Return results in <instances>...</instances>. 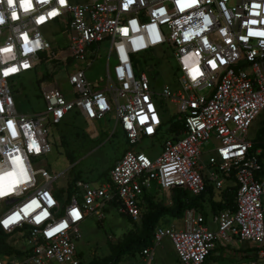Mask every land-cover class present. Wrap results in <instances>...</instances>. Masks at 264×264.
Returning a JSON list of instances; mask_svg holds the SVG:
<instances>
[{"label": "built area", "instance_id": "built-area-1", "mask_svg": "<svg viewBox=\"0 0 264 264\" xmlns=\"http://www.w3.org/2000/svg\"><path fill=\"white\" fill-rule=\"evenodd\" d=\"M190 2L13 0L9 5L0 0V189L15 184L0 195V230L27 241L22 250L14 245V252L0 254V264H83L76 242L87 219L103 221L115 209L139 223L144 197L154 195V188L167 193L180 189L191 198L212 192L219 203L233 187L234 205L212 210L211 222L203 208L190 207L181 228L158 225L152 244L139 252L138 264H148L165 238L181 264H206L215 249L235 242L254 244L255 258L249 264H264V157L249 136L264 113V36L250 34L264 32V0H197L181 11V3ZM25 3L31 6L25 9ZM253 20L257 23H250ZM58 35L66 39L65 63L80 64L67 78L71 91L42 81L45 110L20 113L14 90L18 79L56 62L55 50H64ZM104 44L106 83L94 87L86 71ZM156 49L172 51L177 63L172 77L181 90L173 93L165 85L160 94L177 106L176 119L165 129L170 137L161 155L152 160L128 148L106 181L75 179L73 189L71 183L61 193L54 183L64 173L53 176L33 163L51 152L52 128L76 117L95 126L115 113L111 135L119 129L136 146L164 135L156 79L135 69L136 61L143 59L151 62L149 72L158 75L162 60ZM12 67L17 71L3 75ZM194 69L199 70L195 78ZM9 172L15 175L5 179ZM73 210L79 218L71 215ZM14 216L17 219L4 223ZM61 224L66 227L54 231Z\"/></svg>", "mask_w": 264, "mask_h": 264}, {"label": "rangeland", "instance_id": "rangeland-1", "mask_svg": "<svg viewBox=\"0 0 264 264\" xmlns=\"http://www.w3.org/2000/svg\"><path fill=\"white\" fill-rule=\"evenodd\" d=\"M58 38L59 40L62 39L59 45L64 50H55V52H59L56 62L42 64L18 79V84L14 90L17 91L15 99L20 113H40L45 110V100L42 97V81L49 85H55L59 89L71 91L67 78L79 68L80 64L75 61L69 62V64L65 63L68 56L65 45L66 39L63 40L62 35H58ZM52 44L58 46L57 43ZM105 49L106 44L102 45L100 55L93 66L86 71L88 79L94 87L103 88L106 83L104 72ZM154 54L162 60L161 63L157 64L158 75L149 72L147 66L151 62H145L143 59L136 61L135 69L137 74L144 73L148 77L156 79L154 89L161 104L163 128L165 130L176 119L177 106L172 102V99H164L160 94L165 85L170 86L173 93H178L181 90L174 77H172L174 68L177 67L172 51L156 49ZM205 90L206 87L203 86L201 91ZM115 127L116 115L111 113L106 119L96 121L95 126L89 124L83 117H76L69 122L68 126L62 125L58 128H52L49 131L51 152L42 158L34 159V167L46 168L53 176L64 173V176L54 183V187L65 194L74 177L76 180L94 181L99 179V181H104L109 167L128 148H136L137 151L144 152L154 160L161 155L163 143L170 137L168 131L165 130L164 135L159 140L153 141L151 138H146L136 146L129 142L119 129L111 135ZM261 129H264V113L251 126L250 138H256L257 131ZM153 193L157 197L158 204L173 207V193L162 192L155 188ZM219 196L220 194H217L215 198L218 199ZM206 204L208 210H204L210 214L213 206L208 201L205 202ZM208 220L211 222V214ZM160 225L179 229L182 226V221L179 217L166 216L161 219ZM142 229L141 224L134 223L115 209H111L103 221L89 218L81 225V238L76 242V249L84 264H89L92 260L101 262L111 255L110 247L112 245H120L140 236ZM6 245H16L18 249L22 250L26 247L27 241H16V237H10L6 241ZM137 248L136 246L135 249L137 250ZM139 262H141V257L138 251L123 256L119 264H138ZM51 264L59 263L52 261ZM148 264L181 263L171 241L165 238L160 245L155 247L152 259ZM206 264H239V260L235 256H228V251L215 249Z\"/></svg>", "mask_w": 264, "mask_h": 264}, {"label": "trees", "instance_id": "trees-1", "mask_svg": "<svg viewBox=\"0 0 264 264\" xmlns=\"http://www.w3.org/2000/svg\"><path fill=\"white\" fill-rule=\"evenodd\" d=\"M63 125L68 126L69 122H65ZM180 127V125H175L172 130L175 131ZM258 135L254 138L255 149H262L263 157H264V129L257 131ZM126 138V137H125ZM126 151V150H125ZM111 166L109 167L106 177L104 181L108 179L109 171ZM70 185V190L73 189V184ZM99 180V179H97ZM235 190L233 187L224 191L222 195V201L216 203L213 201V193L210 192L209 195H201L200 197L191 198L186 191L175 189L172 191L173 198V207H168L166 205L158 204L157 199L154 195L148 194L144 197V209L142 214V219L138 224H141L142 234L137 236L136 238L129 240L120 245H112L110 247L111 255L104 258L101 262L92 260L89 264H119L122 261L123 256L126 254H133L134 252H141L147 246L152 244V238L155 228L160 225L161 219L166 216H175L182 218L184 211L190 207L203 208L208 210L207 204L205 202L208 201L210 205L213 206V211L220 210L222 208H226L234 204L235 199ZM171 205V206H172ZM10 238V235L4 233L0 230V254H10L15 251L13 246L6 245V241ZM138 247L137 250L135 249ZM210 258V257H209ZM208 258V259H209ZM207 259V261H208ZM206 261V263H207ZM84 264V263H83Z\"/></svg>", "mask_w": 264, "mask_h": 264}, {"label": "snow or ice", "instance_id": "snow-or-ice-1", "mask_svg": "<svg viewBox=\"0 0 264 264\" xmlns=\"http://www.w3.org/2000/svg\"><path fill=\"white\" fill-rule=\"evenodd\" d=\"M7 2H8L9 5H12V4H13V0H7ZM60 2H61V3H64V0H60ZM129 2H132V0H129ZM196 2H197V0H191V2L188 3V4L181 3V5H180V7H181V11H183L185 7H191V6H192L193 4H195ZM25 4H26V3H25ZM28 5H29V4H28ZM30 6H31V5H30ZM253 6H254V7H260L259 4H254ZM54 14H55V13H53V15H54ZM253 15H259V14H258V13H253ZM12 18H13V19H16V18H17V13H16L15 11H13V13H12ZM250 23L255 24V23H257V21H254V20H253V21H250ZM123 31H124L125 34H127V29H124ZM250 34H251V35H261V36H264V32H250ZM24 38L27 39V36L25 35ZM9 51H10V49H9ZM121 52H122V53L124 52L123 47L121 48ZM26 66H27V65H25V67H26ZM15 71H17V68L12 67V68L8 69L7 71H4V72H3V75L7 76V75H9V73H14ZM193 71H194V76H193V78H195V74L198 73L199 70H198V69H194ZM9 127H10V128L13 127V125L11 124V122L9 123ZM129 127H131V125H129ZM149 130H150V129H149ZM14 175H15L14 173L9 172V173H6V174H5V177H4V178L7 179L8 177H10V176H14ZM12 187H15V184H13V185H11V186H7V187H5V188H3V189H0V195H7V194L12 190ZM35 203H36V202L33 201V204H35ZM29 207H31V205H29ZM25 212H27V209H25ZM71 215H72L73 217H75V218H79V215H80V214H79L78 211L73 210V211L71 212ZM15 219H17V217L14 216V217H12L10 220H6V221H4V223L7 225L8 223L14 221ZM36 219H37V222H39L40 217L37 216ZM63 227H66V224H61L59 227L55 228L54 231H60V229L63 228Z\"/></svg>", "mask_w": 264, "mask_h": 264}, {"label": "crops", "instance_id": "crops-1", "mask_svg": "<svg viewBox=\"0 0 264 264\" xmlns=\"http://www.w3.org/2000/svg\"><path fill=\"white\" fill-rule=\"evenodd\" d=\"M217 249H221L224 252L228 251V256H232V257L235 256L239 260V264H249L250 261H252L255 258V246L250 242H244V243L235 242L233 245H230L227 248L218 247Z\"/></svg>", "mask_w": 264, "mask_h": 264}, {"label": "clouds", "instance_id": "clouds-1", "mask_svg": "<svg viewBox=\"0 0 264 264\" xmlns=\"http://www.w3.org/2000/svg\"><path fill=\"white\" fill-rule=\"evenodd\" d=\"M25 9H27L28 7H30V5H28L27 3L24 5ZM4 23V20L2 17H0V24Z\"/></svg>", "mask_w": 264, "mask_h": 264}]
</instances>
